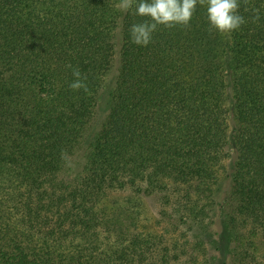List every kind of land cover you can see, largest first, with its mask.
<instances>
[{
    "label": "trees",
    "instance_id": "16d2710c",
    "mask_svg": "<svg viewBox=\"0 0 264 264\" xmlns=\"http://www.w3.org/2000/svg\"><path fill=\"white\" fill-rule=\"evenodd\" d=\"M118 3L0 0V264H264V0L146 47Z\"/></svg>",
    "mask_w": 264,
    "mask_h": 264
},
{
    "label": "clouds",
    "instance_id": "9594fccd",
    "mask_svg": "<svg viewBox=\"0 0 264 264\" xmlns=\"http://www.w3.org/2000/svg\"><path fill=\"white\" fill-rule=\"evenodd\" d=\"M198 2L200 5H207L206 16L210 31L215 29L220 33H230L245 24L244 17L238 13L239 0H119L118 7L124 12L134 9L135 15L148 18L131 25L129 29L131 43L146 47L152 42L153 33L158 26L173 28L181 25L187 28ZM253 11L254 20H259V10ZM72 75L74 79L69 88L91 94L85 82L87 77L82 76L78 67L73 68Z\"/></svg>",
    "mask_w": 264,
    "mask_h": 264
},
{
    "label": "rangeland",
    "instance_id": "374dc122",
    "mask_svg": "<svg viewBox=\"0 0 264 264\" xmlns=\"http://www.w3.org/2000/svg\"><path fill=\"white\" fill-rule=\"evenodd\" d=\"M149 208V207H148ZM146 208L145 211H143V214H142V222H141V226L145 229H148V228H151L153 226V214L151 212L150 209ZM155 226V225H154ZM157 229V227H154V229Z\"/></svg>",
    "mask_w": 264,
    "mask_h": 264
}]
</instances>
